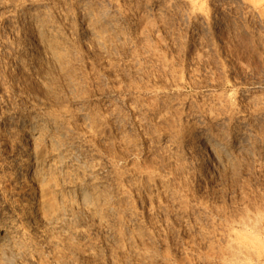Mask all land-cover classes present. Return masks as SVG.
Returning a JSON list of instances; mask_svg holds the SVG:
<instances>
[{
	"label": "rangeland",
	"instance_id": "1",
	"mask_svg": "<svg viewBox=\"0 0 264 264\" xmlns=\"http://www.w3.org/2000/svg\"><path fill=\"white\" fill-rule=\"evenodd\" d=\"M0 246L264 264V0H0Z\"/></svg>",
	"mask_w": 264,
	"mask_h": 264
},
{
	"label": "bare ground",
	"instance_id": "2",
	"mask_svg": "<svg viewBox=\"0 0 264 264\" xmlns=\"http://www.w3.org/2000/svg\"><path fill=\"white\" fill-rule=\"evenodd\" d=\"M197 134H199V133L197 132ZM199 135H200V134H199ZM1 246H4V244H1ZM1 246H0V247H1Z\"/></svg>",
	"mask_w": 264,
	"mask_h": 264
}]
</instances>
